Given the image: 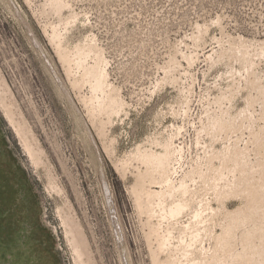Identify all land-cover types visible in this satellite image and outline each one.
Returning <instances> with one entry per match:
<instances>
[{
  "label": "rangeland",
  "instance_id": "1",
  "mask_svg": "<svg viewBox=\"0 0 264 264\" xmlns=\"http://www.w3.org/2000/svg\"><path fill=\"white\" fill-rule=\"evenodd\" d=\"M0 134V264H264V0H0Z\"/></svg>",
  "mask_w": 264,
  "mask_h": 264
},
{
  "label": "bare ground",
  "instance_id": "2",
  "mask_svg": "<svg viewBox=\"0 0 264 264\" xmlns=\"http://www.w3.org/2000/svg\"><path fill=\"white\" fill-rule=\"evenodd\" d=\"M87 53L88 52L86 50L82 51L83 56H86ZM82 63L83 62H81V64ZM104 69H102V72H98V71L96 72L94 83H92L93 91L95 93H100V95H102L105 86V75L103 74ZM98 103L99 104L101 103L103 105L107 104L110 107L111 113L113 115L115 114L118 115L122 107V104L120 102L109 100L108 98H102L101 100H99ZM168 139L169 138L167 139L164 138V140L161 139L162 141L154 139L152 142L149 141L151 145H154L153 146L154 148L155 146L159 147L161 152L156 153L150 148V150L147 151L146 154L144 155V160L147 161V165L152 167L154 166L155 169L160 174L158 175L159 182L155 183L156 185H158L159 192H157L155 195L157 197L167 198L171 201V203L167 205L168 209H162L163 214H165L170 220L177 221L179 218L182 217V214L185 211L193 209V207L191 206L190 201L186 200L187 198H185V196L188 193L187 186L182 181L181 182L176 181V176L178 174L177 173L178 168H176V165L178 163L176 159L177 156L176 154H178V152L174 149V147H172L173 144L171 143V139L170 140ZM176 198L177 200H175ZM196 211L195 210L193 211V215L195 213V216L198 217L199 216L197 214L198 211L197 212Z\"/></svg>",
  "mask_w": 264,
  "mask_h": 264
},
{
  "label": "crops",
  "instance_id": "3",
  "mask_svg": "<svg viewBox=\"0 0 264 264\" xmlns=\"http://www.w3.org/2000/svg\"><path fill=\"white\" fill-rule=\"evenodd\" d=\"M0 135H1V134H0ZM8 150H9L8 147L6 146L5 142L2 141L1 136H0V165L3 164V163H5V161H6L5 159H7L5 156H6V154L8 153ZM8 169H9V168H7V167L5 168V170H7V173H8V174L6 173L7 175L5 174V175H6V176H5V179H6L7 181H8L9 179L11 180L12 178H13V180H16V176H17V175H16V172H15V171H11V172H9ZM0 170H1L0 172L3 173V171H4V170H3V166H1V169H0ZM9 170H10V169H9ZM10 173H11V175H10ZM3 178H4V177H0L1 180H3ZM8 178H9V179H8ZM4 188H5V187H4ZM2 193H3V192H2Z\"/></svg>",
  "mask_w": 264,
  "mask_h": 264
}]
</instances>
